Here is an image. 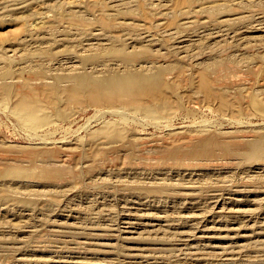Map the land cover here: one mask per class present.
<instances>
[{
    "label": "rangeland",
    "instance_id": "374dc122",
    "mask_svg": "<svg viewBox=\"0 0 264 264\" xmlns=\"http://www.w3.org/2000/svg\"><path fill=\"white\" fill-rule=\"evenodd\" d=\"M263 15L264 0H0V264L72 249L83 264H264ZM124 57L163 73L136 109L81 87ZM188 192L197 230L172 243L156 218L190 219ZM203 241L238 254L187 252Z\"/></svg>",
    "mask_w": 264,
    "mask_h": 264
},
{
    "label": "bare ground",
    "instance_id": "6f19581e",
    "mask_svg": "<svg viewBox=\"0 0 264 264\" xmlns=\"http://www.w3.org/2000/svg\"><path fill=\"white\" fill-rule=\"evenodd\" d=\"M264 16V15H263ZM263 19V18H262ZM261 19V20H262ZM260 20V19H259ZM258 22V21H257ZM260 23V22H259ZM262 23V22H261ZM264 23V22H263ZM256 24V23H255ZM258 26V25H257ZM264 26V25H263ZM262 27V26H261ZM258 28V27H257ZM260 28V27H259ZM246 31V30H245ZM255 31V30H254ZM241 35V34H240ZM245 36V35H244ZM93 45V44H92ZM183 49H184V47H182ZM185 51V50H184ZM125 58V60L123 59V60H121L120 59V61H118V63H116V64H113V65H117V64H120L119 66L121 67V68H119V69H116V68H114V67H112V69L113 70H118V71H115L114 73H111V72H109L108 73V70H105L104 71V75H102V74H100L99 76L97 75V76H87V79L85 80V82L81 85V87L82 88H84V89H87V90H89L90 91V93H92L91 95L92 96H94L95 95V97H97V96H99L97 99L99 100V98H100V100L99 101H107L108 99H109V97H110V95L112 94V93H115V94H117V93H119V92H121V91H127L128 92V100H125V99H122L121 97H117V96H113V97H110L111 98V100L113 99V105H116L117 107H115V108H133V109H136V106H137V102H138V100H139V98H141V97H143L144 95H147L146 93H148L149 92V90H150V88H151V86L153 85V84H157L158 85V82H159V79L162 77V72L161 71H159L158 69H157V67H156V65H155V63H153V62H146L145 64H138V65H134V64H132V62L130 61V60H127V57H124ZM118 66V65H117ZM141 88H148L146 91H144V92H142V91H139ZM130 96V97H129ZM95 99V101L97 102V99L96 98H94ZM150 104H151V106L153 105V103L152 102H150ZM114 108V109H115ZM206 144H207V148L208 147H210L211 145H213V146H216V144H217V140L216 139H212V138H210L209 139V141H207L206 142ZM205 145V144H204ZM177 157V156H176ZM179 157V156H178ZM177 174V173H176ZM185 176V175H184ZM163 181L162 182H160V183H158V185H156L157 187H160V188H163V189H165V191H167L169 188H171L170 187V184L171 183H173V182H168V181H166L165 179H162ZM177 184H178V182H177ZM184 185V184H183ZM156 186H154V187H156ZM220 191V190H219ZM225 192V191H224ZM218 193V192H217ZM216 193V194H217ZM220 193V192H219ZM187 195H189V198L190 199H188V200H191V201H189V203H188V206H186L185 208L187 209V207H188V209L189 210H191V212L190 213H194V215L192 216V217H190V219H189V217H187V215L186 214H188V213H185V212H181V213H185V215L186 216H179V217H177L176 219H171V218H169V219H167V217L169 216V214H168V212L167 211H161L160 210V213H165L166 215H164V216H160L159 218H156L157 219V221H159V223L160 222H165V225H163L164 226V228H163V231H164V235H166L167 233L168 234H171V235H173L171 238L170 237H167V239H169L170 241H172V243H173V241H176L177 240V242H179V241H184L186 238H188V237H186V235H188V233L190 232L191 233V231L195 228V222H196V218L197 217H199V216H196L195 215V213H197V212H192V211H199V208H198V206H197V203L195 202V199H196V197H195V195L193 194V193H191L192 195H190L189 194V192L188 193H186ZM188 197V196H187ZM206 198H208V197H206ZM209 198H212V197H209ZM198 199V198H197ZM196 199V200H197ZM225 199V198H224ZM232 199H234V198H232ZM217 200H219V199H217ZM229 200V199H228ZM132 201V200H131ZM136 201V200H135ZM135 201H133V202H135ZM198 201V200H197ZM206 201V200H205ZM208 201V200H207ZM211 201V200H210ZM226 201V200H225ZM233 201V200H232ZM236 201L237 200H235V203H236ZM137 202V201H136ZM181 202V201H180ZM184 202V201H183ZM188 202V201H187ZM187 202H186V205H187ZM199 202V201H198ZM218 202V201H217ZM216 202V203H217ZM182 203V202H181ZM209 203V202H208ZM208 203H206V205L208 204ZM225 203V202H224ZM129 204V203H128ZM132 204V203H131ZM142 204V203H141ZM180 203H178V205H179ZM184 204H185V202H184ZM201 204V203H200ZM212 204V203H211ZM215 204V203H214ZM133 205V204H132ZM208 205H210V204H208ZM221 205H223V203L221 204ZM225 205V204H224ZM126 206V205H125ZM124 206V207H125ZM145 206H146V204H145ZM149 206V205H148ZM159 206V205H158ZM212 206V205H211ZM215 206H216V204H215ZM129 207V206H128ZM131 207V206H130ZM136 206H134L133 208H135ZM180 206H178V208H179ZM184 207V206H183ZM202 207V206H201ZM208 207H210V206H208ZM213 208H214V206H212ZM123 208V207H122ZM126 208H127V206H126ZM125 208V209H126ZM137 208V207H136ZM142 208H144V207H142ZM146 208V207H145ZM172 208V207H171ZM213 208H211L212 210H214ZM219 208V207H218ZM129 209H131V208H129ZM140 209V208H139ZM181 209V208H180ZM211 209H210V211H211ZM145 210V209H144ZM125 211V210H124ZM128 211V210H127ZM131 211V210H130ZM129 211V212H130ZM133 211H135V210H133ZM139 211H142V210H139ZM159 211V210H158ZM175 211V210H174ZM181 211V210H180ZM215 211V210H214ZM242 212H243V210H241ZM221 212H222V210H221ZM234 212V211H233ZM238 212V211H237ZM126 213V212H125ZM141 213V212H140ZM140 213H137V214H139L138 216L140 217V216H142L143 217V215H141ZM173 213V212H172ZM189 213V214H190ZM207 213H208V211H207ZM239 213V212H238ZM246 213H247V211H246ZM124 214V213H123ZM127 215H129L128 213H126ZM133 214H135V212L133 213ZM143 214V213H142ZM174 214V213H173ZM178 214V213H177ZM188 214V215H189ZM239 214H241V213H239ZM136 215V214H135ZM145 215V214H144ZM247 215V214H246ZM248 215H250L249 213H248ZM189 216H191V215H189ZM122 217V216H121ZM132 217H134V216H132ZM141 217V218H142ZM240 217H241V215L239 216V215H231V218H232V220H236V219H238L239 221L241 220L240 219ZM244 217V216H243ZM120 218V217H119ZM128 218V217H127ZM145 218V217H144ZM143 218V219H144ZM149 218H151V217H149ZM223 218V217H222ZM246 218V217H245ZM250 218V217H249ZM248 218V219H249ZM220 219H221V216H220ZM243 219V218H242ZM247 219V218H246ZM152 220V219H151ZM207 220V219H206ZM137 221H138V219H137ZM242 221H244V219L242 220ZM246 221V220H245ZM120 222V221H119ZM125 222V221H124ZM133 222V220L131 221V223ZM135 222V221H134ZM140 221H138L137 223H139ZM141 222H143V221H141ZM150 222V221H149ZM154 222V221H153ZM209 222V221H208ZM215 222V221H214ZM217 222V221H216ZM129 223V222H128ZM136 223V222H135ZM156 222H154V224H155ZM158 223V222H157ZM213 223V222H212ZM244 223H247V222H244ZM124 224V223H123ZM143 224H145V222L143 223ZM147 224V223H146ZM128 225V224H127ZM140 225H142V224H140ZM150 225H153V223L152 224H150ZM206 225V224H205ZM210 225V224H209ZM160 226H161V224H160ZM133 227H135V225L133 226ZM139 227V226H138ZM143 227V226H142ZM158 227V226H157ZM157 227H154L155 228V230H158V229H160L159 227H158V229H157ZM204 227V226H203ZM207 227H209V226H207ZM212 227V226H211ZM146 228V227H145ZM144 228V229H145ZM154 228L152 229V230H154ZM11 230L12 229H14V227L13 226H11V228H10ZM180 229H183V230H180ZM200 229V228H199ZM198 229V230H199ZM122 230H124V229H122ZM127 230H128V227H127ZM132 230V229H131ZM146 230V229H145ZM148 230H151V229H147V232H148ZM161 230V229H160ZM195 230H197L196 228H195ZM211 230V229H210ZM214 230V229H213ZM129 231H130V229H129ZM132 231H134V230H132ZM135 231H136V229H135ZM138 231V230H137ZM136 231V232H137ZM204 231H206V230H204ZM120 232V231H119ZM122 232V231H121ZM131 232V231H130ZM158 232H160L159 230H158ZM162 232V231H161ZM194 232H196V231H194ZM202 232V231H201ZM133 233V232H132ZM154 233V232H153ZM205 233V232H204ZM129 234V233H128ZM193 234V233H192ZM96 236L95 237H97L98 235L97 234H95ZM131 235V234H130ZM194 235H195V233H194ZM92 236V235H91ZM101 236V235H100ZM109 236V235H108ZM127 236V235H126ZM190 236V235H189ZM196 236V235H195ZM62 237H64V238H67L68 239V241H71V240H74V238L75 237H72V236H69V235H63ZM130 237V236H129ZM200 237V236H199ZM199 237H197V239L199 238ZM99 238V237H98ZM185 238V239H184ZM204 238V237H203ZM130 238H125L124 240H129ZM194 239H196V238H194ZM200 239H202V238H200ZM188 240V239H187ZM189 240H190V238H189ZM181 242V243H182ZM188 242V241H187ZM176 243V242H175ZM199 243V242H198ZM195 244V245H190L191 243H187L188 244V246L189 247H187L188 248V250L189 251H187L188 253L190 252V254H192V255H194V257H196V256H201V259L203 258V257H207V256H210V257H216L217 259L218 258H220V256L223 254V253H227V254H230L231 256H232V258H233V256L235 255V253L236 254H238L237 253V250L235 249V248H228V247H226V246H206L205 245V243H204V241H203V243H204V245L202 246V245H200V244ZM201 243V242H200ZM177 245V244H176ZM185 245V244H184ZM209 245V244H208ZM185 246H187V245H185ZM185 246H181V247H184L183 249H185ZM67 247H69V246H67ZM172 247V246H171ZM173 247H175V245L173 246ZM212 247V248H211ZM73 251H68L70 254L67 256L68 258V260H71L70 262H66V260H65V262L66 263H64V264H68V263H74V262H76V263H80V264H83V262H81L79 259H80V257L78 256V252H76L77 250L76 249H72ZM76 250V251H75ZM172 250V249H171ZM179 250V249H178ZM182 250V249H181ZM180 250V251H181ZM186 250H184V252H185ZM89 252H90V254L91 255H94L95 254V248H92V249H90L89 250ZM176 252V251H175ZM103 254V253H102ZM106 254V258H103L101 261H97V263L98 264H117V262H119V260H120V258L122 257L123 259H126L127 261H129L131 264H138L137 262H138V259L140 258V254H122V253H118V252H114V251H110V252H107V253H105ZM175 254H177V252L175 253ZM179 254H180V252H179ZM178 254V255H179ZM186 254V253H185ZM184 256V255H183ZM191 256V255H190ZM219 256V257H218ZM223 256V255H222ZM230 256V257H231ZM240 256V255H239ZM158 257V256H157ZM179 257V256H178ZM194 257L192 258V259H194ZM230 258V257H228V256H225V258ZM60 258H62V257H60ZM59 258V259H60ZM159 259H160V257H158ZM180 258V257H179ZM187 258V257H186ZM191 258V257H190ZM200 258V257H199ZM215 258V259H216ZM224 258V259H225ZM232 258H231V261H232ZM240 258V257H239ZM63 259V258H62ZM62 259H60L61 261H62ZM159 259H157V258H154V260L156 261V262H153L154 264L155 263H158V260ZM235 259H236V256H235ZM20 260V259H19ZM21 260H24V259H21ZM74 260V261H73ZM122 260V259H121ZM153 260V261H154ZM219 260V259H218ZM127 261H125V262H127ZM195 262L196 261H198V259H196V260H194ZM224 261H226V260H224ZM236 261V260H235ZM54 262V261H53ZM221 262H223V261H221ZM227 262V261H226ZM229 262V261H228ZM233 262V261H232ZM59 263V262H58ZM123 263V262H122ZM199 263V262H198ZM230 263V262H229ZM127 264V263H126Z\"/></svg>",
    "mask_w": 264,
    "mask_h": 264
}]
</instances>
